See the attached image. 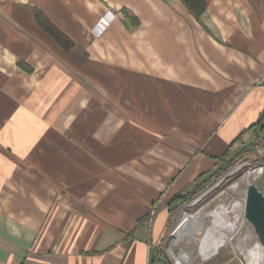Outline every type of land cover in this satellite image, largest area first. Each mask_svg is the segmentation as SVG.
<instances>
[{"label":"crops","instance_id":"0c3cea01","mask_svg":"<svg viewBox=\"0 0 264 264\" xmlns=\"http://www.w3.org/2000/svg\"><path fill=\"white\" fill-rule=\"evenodd\" d=\"M206 2L0 0V264H157L171 199L256 140L264 0Z\"/></svg>","mask_w":264,"mask_h":264},{"label":"rangeland","instance_id":"374dc122","mask_svg":"<svg viewBox=\"0 0 264 264\" xmlns=\"http://www.w3.org/2000/svg\"><path fill=\"white\" fill-rule=\"evenodd\" d=\"M256 129H252L253 132L247 134L245 140H247L249 136L254 135L256 140L259 139L261 141L260 145L255 147L254 150L244 153H242V150L249 144L235 146L232 157L238 156V165L215 181L210 187L208 186L206 189L200 191L199 195L190 202L184 204L177 212H174L175 215L170 225H168L169 229L165 239L160 244V249L165 253L171 264L250 263L248 262L249 258L241 253V248L249 250L258 239L253 227L248 223L245 217V196L249 183H258L264 190V173L255 178L257 175L256 170L259 167H264V134L259 133L258 128ZM235 201H240L243 204V215L239 228L230 242L219 247L216 253H212L211 249L213 243L211 241L209 242L207 239L204 244H201L200 239L203 238V236H207L208 230L219 226V221L214 216L213 211L222 205L231 206ZM187 214H198L205 232L199 235L194 231L182 237V239H174ZM233 217L234 212L228 213L225 215V222H229V220L233 222ZM175 218L178 223H176L177 227L174 225ZM246 236H248V238L243 242L242 239ZM202 249L208 254L205 257L201 254ZM182 252L189 254V259L187 261L181 259Z\"/></svg>","mask_w":264,"mask_h":264},{"label":"trees","instance_id":"16d2710c","mask_svg":"<svg viewBox=\"0 0 264 264\" xmlns=\"http://www.w3.org/2000/svg\"><path fill=\"white\" fill-rule=\"evenodd\" d=\"M183 2L189 8L191 13L197 18L205 11L207 7L206 0H183ZM39 15L40 14L38 13V16ZM47 23H48L47 25L45 24L46 30L57 40V42H59L63 46L64 49L70 50V47L74 45L72 39L66 36L65 33L61 32L53 24H50L49 22ZM254 128L255 129L258 128L259 133L264 134V113L262 114L259 122L253 125L252 127H250L249 130ZM237 139H239V137H237ZM260 143L261 141L259 139L253 141L251 144L246 146L245 149L242 150L243 151L242 153L249 152L250 150H254L255 147L260 145ZM233 153H234V143L230 145L229 150L225 153L224 157L222 158L224 164L221 167H219L218 170L214 172L201 174L196 179L195 185H193L195 187L191 191L185 193L182 192L176 195L173 199H171L172 201L170 202V211H171L170 213L177 212L179 209H181V207L184 206V204L190 202L191 200H193V198L199 195L200 191L206 189L208 186L210 187L215 181H217L219 178L225 175L228 171H231L233 168H235L238 165L239 161H238V156L232 157ZM154 261L157 264H171V262L169 261L165 253L162 252L161 249H157V251L155 252Z\"/></svg>","mask_w":264,"mask_h":264},{"label":"bare ground","instance_id":"6f19581e","mask_svg":"<svg viewBox=\"0 0 264 264\" xmlns=\"http://www.w3.org/2000/svg\"><path fill=\"white\" fill-rule=\"evenodd\" d=\"M256 171L257 175L255 178L264 173V167H259ZM242 211L243 204L240 201H235L231 206H219L216 210H214V216L218 219L219 226L214 229L208 230L206 234L207 236H203V238L200 239L201 244H204L208 239L209 242L211 241L213 243L211 249L212 253H216L219 247L224 246L228 242H230L234 237L233 235L237 232L239 228V224L242 220L241 218L243 215ZM230 212H234V220L233 222L231 220H229V222H225V215ZM201 222L202 221L198 214H187L183 220V223L178 229V232L175 235L174 239H182V237L194 231H196L199 235L203 234L205 232V229ZM247 238L248 236L244 237L242 241L244 242ZM241 253H243L247 258H249V264H260V260L262 259V253L258 241H256L254 243V246L249 250H246V248H241ZM201 254L204 257L208 255L205 251H203V249L201 250ZM181 259L187 261L189 259V254L182 252Z\"/></svg>","mask_w":264,"mask_h":264},{"label":"water","instance_id":"95a60500","mask_svg":"<svg viewBox=\"0 0 264 264\" xmlns=\"http://www.w3.org/2000/svg\"><path fill=\"white\" fill-rule=\"evenodd\" d=\"M245 197V217L256 233L262 253L260 264H264V190L258 183H249Z\"/></svg>","mask_w":264,"mask_h":264}]
</instances>
